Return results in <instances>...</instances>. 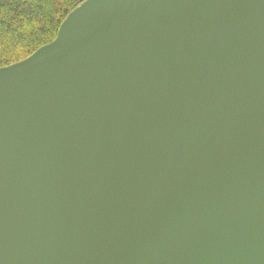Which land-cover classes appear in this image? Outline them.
I'll list each match as a JSON object with an SVG mask.
<instances>
[{
	"label": "water",
	"instance_id": "obj_1",
	"mask_svg": "<svg viewBox=\"0 0 264 264\" xmlns=\"http://www.w3.org/2000/svg\"><path fill=\"white\" fill-rule=\"evenodd\" d=\"M0 264H264V0H83L0 67Z\"/></svg>",
	"mask_w": 264,
	"mask_h": 264
},
{
	"label": "trees",
	"instance_id": "obj_2",
	"mask_svg": "<svg viewBox=\"0 0 264 264\" xmlns=\"http://www.w3.org/2000/svg\"><path fill=\"white\" fill-rule=\"evenodd\" d=\"M83 0H0V67L20 61L54 39Z\"/></svg>",
	"mask_w": 264,
	"mask_h": 264
}]
</instances>
